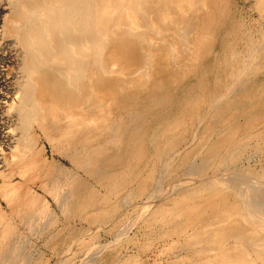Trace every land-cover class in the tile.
<instances>
[{
	"label": "bare ground",
	"instance_id": "1",
	"mask_svg": "<svg viewBox=\"0 0 264 264\" xmlns=\"http://www.w3.org/2000/svg\"><path fill=\"white\" fill-rule=\"evenodd\" d=\"M5 1V4L0 5V32H2L0 40L4 35L10 34L22 46L21 62L19 58L15 64L20 66L18 68L24 72V79L17 84V90H15L16 87L6 88L3 97L0 99V107H4L6 110L15 109L18 115L21 114V117H23V123L20 126V136L15 140L16 144L13 146L9 144L11 142L8 143L10 158L4 156L3 149L0 146V195L6 200L7 205L12 208L14 213L17 214L19 211L26 209L33 217L31 220L35 222L40 219L36 215V211L39 208L37 207L38 204L41 205V203L38 196L31 192L26 183L29 180L38 178L41 162L36 158L33 148L35 146L33 144L34 138L31 134L33 128L31 127L34 125L40 127V132L43 131L42 133L45 134V137L50 142L55 141L60 145L63 144L60 142L66 143V148H68V151L70 150L69 153L72 156L71 162L72 160L75 162L74 166L76 164L84 165L89 172L94 173L101 181L110 180V176L108 173L96 172L97 166L107 165L111 167L113 164L118 165L124 161L125 163L128 162L127 166L126 164L124 165L128 170L116 175L117 180L114 189H119L122 186V181L126 182L131 177H134L133 169H130V167L133 168V162L136 164L134 166L137 167L144 161H142L143 152L139 146V139L141 138V132L146 129H144L147 122L145 113L149 112L147 110L155 109L159 104L166 103L162 84H157L158 88H156L154 81L151 82L154 87L149 89L145 96L149 100L147 103L142 104L140 107L133 106L131 102L128 103V101H132L134 94L138 95L140 93L138 87L136 89L133 88L134 84L142 82L143 79H152L153 73L157 71L153 72L154 66H157L156 64L154 65L153 61V54L156 48L152 50L150 46L154 44V47H156L154 39L160 42L166 40L163 34L165 26L174 24L177 26L179 24L180 27H176V34L173 33V36L176 35L174 38L176 41L170 44L167 43L165 45L167 46L166 49L163 48L172 57V62L177 68L178 62L176 60L180 55L187 56L188 53L191 55L195 52L196 40L191 38L190 33H196L199 30L200 27L197 28V25H202L203 23L201 13L205 11V8L206 10L211 8V0ZM176 16H178V20L175 19ZM127 39L145 43L147 52L142 53L145 57L135 58V61L132 60L133 58H128L126 55L128 53L127 49L133 46L127 42ZM199 40H197V43ZM202 44L201 46L206 45L204 42ZM177 45L184 50L179 51L176 49ZM164 50H161V52ZM155 56L158 55L156 54ZM179 61L180 63L183 62ZM181 64L183 72H186L184 70L186 68L185 64ZM1 70L0 79L2 77L3 80L6 77L3 69ZM176 71L178 70L176 69ZM174 80L176 81V79ZM102 85L104 86L103 90H101ZM216 91H218V83L210 85L209 90H207L210 105L214 104L213 99L217 96ZM13 95H15L17 103L12 100L9 101V98ZM107 102L108 104H106ZM200 102L201 99L198 100L197 97L193 107L188 111L190 122L198 121V117H200V107H198ZM219 106L221 107V105ZM113 110L117 113V117H110L111 114L109 115V113H112ZM219 110L222 109L220 108ZM182 119H176V122L163 127L161 131V134H163L162 139L159 142L156 140L157 145L154 148V154L157 157L177 151L182 142L187 139L190 125L184 123ZM95 122L97 123L95 124ZM190 122L188 123L190 124ZM205 128V132H207V127ZM0 132L2 133V131ZM172 132L175 135L177 134V137L175 136V138L172 135L173 138L170 137L169 142L167 138ZM90 136H97V138L107 136V139L104 138L106 143L97 144L98 146L92 145L91 141L87 140ZM1 137H3V133L2 136L0 134ZM174 138L176 139L175 141ZM172 139L174 142L171 141ZM221 139L223 138L221 137ZM240 142L242 143L243 141ZM4 143L6 144L7 142ZM239 146L236 145V147ZM212 149L214 148L212 147ZM110 150H112L113 157L108 153ZM62 154L64 155V153ZM186 156L187 153L183 152L182 156H180L181 160H185ZM205 157L207 158L206 160L210 159V156L205 155L201 157V161L197 166L195 164L193 169L196 174H199L207 167V162L203 163L202 161ZM76 169L80 170V168ZM15 174L23 177L18 183L13 182ZM128 174L131 176L126 177ZM50 175L46 174L42 178V183L45 186L50 184ZM122 177L124 178L121 179ZM214 180L211 178V180L199 181L195 186L196 188L193 186L192 190H188L190 192L186 191L178 194L176 201L173 199L169 201V208L164 204V206H156L149 213L147 220H144V223L148 222L151 224L154 221L158 226L162 225V228H164L163 232H161L163 239L175 235V237H170L171 241L169 240L166 250H168L169 255L176 252L179 253L175 254L174 258L169 259L170 261L162 263L160 259L161 262L158 263L157 261V264H264V187L249 183L244 177L229 176L217 180L218 182ZM153 181V172L149 171L145 177L137 180L136 190L139 194L140 192L142 194L146 193L147 188ZM62 182L65 183L64 181ZM125 186L127 185L125 184ZM60 187H63V185ZM76 187L77 189L72 192L75 198L78 195V192H75L79 191V187ZM46 190L47 193L51 190V192L53 190L54 192L56 191L52 188L49 191L48 188ZM133 191L132 194L134 193ZM49 194L51 193L49 192ZM95 194L91 191L85 197L86 200L90 196L93 198ZM57 196H54V198L56 199ZM147 199L153 200L149 196ZM40 201L42 202V199ZM63 201L65 202V200ZM70 202L72 204L71 200ZM161 203L159 202V204ZM180 204H183V206ZM105 206L107 207V205ZM179 206L181 207L180 210L183 209V212L179 213L180 216L177 220L165 221L164 219H159L162 216L167 217ZM40 207L42 208V205ZM108 208L110 207L108 206ZM66 212L64 213L66 214ZM47 214H51V212ZM29 215L28 219L31 218ZM44 215L46 216V214ZM3 220L4 215L0 212V224ZM42 224L44 225V222ZM146 225L145 228L147 227ZM27 226L26 228L29 229ZM30 226H32L31 222ZM7 229V224L0 228V238L7 233ZM20 240H23V237ZM20 240L18 237V241ZM147 241L146 243H148ZM17 243L21 245L9 246L8 244L9 247L6 253H2L3 250L1 249L0 264H5V262L7 264L8 262L5 260L9 256L17 257L19 248L23 246L22 242ZM164 250L165 248L162 249V253L167 252ZM25 255L22 252V256L25 257ZM10 260L12 258H9V263H11ZM16 260L19 261L18 257ZM133 261V258H128V260L122 261L120 264H133Z\"/></svg>",
	"mask_w": 264,
	"mask_h": 264
},
{
	"label": "rangeland",
	"instance_id": "2",
	"mask_svg": "<svg viewBox=\"0 0 264 264\" xmlns=\"http://www.w3.org/2000/svg\"><path fill=\"white\" fill-rule=\"evenodd\" d=\"M5 2V0H0V5L5 4ZM209 10L205 8V11L201 13L204 24L197 25V28H200L196 33L192 32L193 35L190 33L191 38L196 40L195 52L191 54L192 56L190 53L187 56L180 55V59L178 57L176 60L178 62L177 68L172 62V57L163 48L166 49L167 46L165 45L167 43L170 44L176 41L174 39L176 35L173 36V33L176 34V27H180L179 24L177 26L175 24L165 26L168 29L165 28L163 31V28L162 31L166 37V42L154 39L156 47H154V44L150 46L152 50L156 48L154 50L155 53L159 51L156 53L158 56H155L156 54L152 51L154 53V65H157L154 66L153 72L157 71L153 73L152 79H143L142 82L134 84L133 88L136 89L138 87L140 93L138 95L134 94L132 101H128V103L131 102L136 107L147 103L149 100L145 96L147 91L154 87L151 83L153 81L156 84V88H158L157 84H162L166 103L159 104L155 109L147 110L149 112L145 113L147 122L144 129H146L141 132V138L139 139V146L143 152L142 161H144L137 167H135L136 164L133 162V168L130 167V169H133L134 177H131L133 182L131 178L129 179L130 181H126L127 183L122 181V186L115 190L116 175L128 170L126 167L128 162L125 163L124 161L118 165L113 164L111 167L107 165L97 166L96 172L108 173L110 176V180L101 181L94 173L89 172L84 165L76 164L74 166V160H72V164V156L69 153L70 150L68 151V148H66V143L60 142L64 145H60L55 141V143L52 141L51 143L45 137V134L42 133L43 131L40 132V127L37 125L31 127L33 128L31 134L33 135V144L35 146L33 148L36 158L41 162V169L38 178L29 180L26 185L29 186L34 195L38 196L42 208L38 204L37 207L39 208L36 211V215L42 220L39 218L40 222L39 220H37L38 222L31 220L33 217L26 209L19 211L17 214L14 213L12 208L7 205L6 200L0 195V212L4 215L0 228L6 224L8 226L7 233L0 238V252L2 249L4 251L2 253H6L8 247L12 245L17 244V246H20L21 244L17 242H22L23 244L20 247L21 250L19 248L20 252L19 250L17 252L20 255H16L19 261L16 260L17 257L9 256L12 260L9 263V258H6L7 264H12V262L13 264H120L122 261L128 260V258H133V264H157L156 262L160 263L161 260L162 263H165L170 261L169 259L174 258L175 254L179 252L169 255L168 250H166L171 241L170 237H175V235L166 237L167 240L166 238L163 239L161 232H163L164 228H162V225L158 226L154 221L151 224L148 222L144 223L151 210L156 208V206L159 207L164 204L169 208V201L172 199L176 201L178 194L192 190L193 186L196 188L195 186L199 181L211 180V178L213 180L215 178L214 181L218 182L217 180L229 176L244 177L247 182L264 187V0H211V8ZM175 19L178 20V16ZM172 29L175 31L173 32ZM1 33L0 37H2ZM172 39L174 40L172 41ZM197 40H199L198 43ZM127 42L133 46L127 49L128 53L126 55L128 58H133L132 60L135 61L141 56L145 57L142 55V53L147 52L145 43H138L134 39L133 41L127 39ZM203 42L206 45L201 46ZM161 45H163L162 48ZM176 49L179 51L184 50L179 45L176 46ZM161 50L164 51L161 52ZM19 58L21 62L22 46L15 41L13 35H4L0 40V70L3 69L6 78L2 80L1 77L0 79V99L3 97L6 88L16 87L15 90H17V84L24 79V72L18 68L20 66L15 64ZM179 60L185 64L186 68L184 70L187 73L183 72L182 64ZM161 67L166 68L162 69ZM180 75H183V77ZM216 83H218L217 96L216 100L213 99L214 104H211V106L210 102H208L209 94L207 90H209L210 85L212 86ZM140 84L141 86L139 87ZM103 87L102 85L101 90H103ZM13 96L9 98V101L12 100L17 103L15 95ZM197 97L198 100L201 99L198 106L201 108H199L200 117H198V121L193 123L189 121L188 111L193 107ZM220 108L222 110L218 111ZM109 115L112 118L117 117V113L114 110ZM176 119H182L184 123L190 125L187 139L182 142L177 151L157 157L154 154V148H156L157 141L159 142L162 139L163 134H161V131L163 127L176 122ZM22 123L23 117H21V114L18 115L15 109L6 110V108L0 107V131L3 133V137L0 138V146L6 158L11 157L8 151V143L11 142L9 144L13 146L16 144L15 140L20 136ZM205 127H207V132H205ZM2 133L0 132L1 136ZM172 135L177 137V134L175 135L172 132L167 138L169 142L173 138ZM102 137L90 136L87 140L89 139L92 145H102L106 143L104 138L107 136ZM175 138L174 141L176 140ZM171 141L174 142L173 139ZM240 141L243 142L241 143ZM4 142H7V145ZM208 144L209 146H207ZM239 144L241 145L239 146ZM236 145L239 147H236ZM111 152L112 150L108 153L113 157ZM183 152L187 153L185 160H181L180 157ZM205 155L210 156V159L208 161L205 157L202 161L203 163L207 162L208 165L202 172L196 174L193 168L195 164L197 166L200 163L201 157ZM125 164L126 166H124ZM76 168H80V170ZM149 171L153 172L154 181L147 188L148 193L142 194L140 192L139 194L136 190L137 180L145 177ZM46 174H51L50 179L54 181L51 183L50 180L49 186H45L42 183V178ZM129 176L131 175L128 174L126 177ZM22 178L15 174L13 182L18 183ZM62 185L63 187H60ZM76 186L79 187V191L75 192H78L75 198L72 192L77 189ZM50 187L56 191L54 192L53 190L54 193L51 192L52 190L49 191ZM47 188L51 194L47 193ZM57 188L60 189L58 190ZM132 190H134L133 194ZM91 191L96 193L95 196L93 198L90 196L86 200L85 197ZM56 195L58 196L55 199L54 196L56 197ZM148 196L149 198L152 197L153 200L147 199ZM41 199L42 202L40 201ZM62 202L63 206L61 205ZM159 202L162 203L159 204ZM69 203L70 205H68ZM183 204L180 205L183 206ZM101 205L105 208L103 209ZM107 208L110 213H108ZM180 208L179 206L175 210L176 212L173 211L174 214L170 213L167 217L158 218L165 221L177 220L180 216L179 213L183 212V209L180 210ZM50 212L51 214H47ZM28 214H30L29 217L31 216L29 219L27 218ZM66 215L69 216L67 217ZM23 220L26 222H23ZM30 222L32 226H30ZM43 222L44 225L42 224ZM52 222L53 224L51 225ZM147 223L148 225H146ZM152 224L155 225L152 226ZM26 225H28L29 229L26 228ZM145 225L149 227L145 228ZM9 233L11 234L9 235ZM18 237L19 240L23 237L24 241H18ZM157 237L159 238L157 239ZM164 248V251H167L166 253H162ZM22 252L23 255L26 254L25 257L22 256Z\"/></svg>",
	"mask_w": 264,
	"mask_h": 264
}]
</instances>
